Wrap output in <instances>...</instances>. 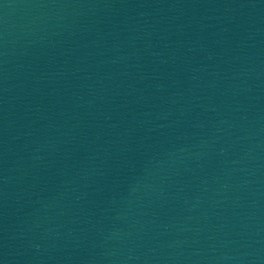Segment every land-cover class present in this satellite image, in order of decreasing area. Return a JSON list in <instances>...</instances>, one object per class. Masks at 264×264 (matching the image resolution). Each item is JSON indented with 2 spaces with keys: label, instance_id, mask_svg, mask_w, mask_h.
<instances>
[{
  "label": "water",
  "instance_id": "95a60500",
  "mask_svg": "<svg viewBox=\"0 0 264 264\" xmlns=\"http://www.w3.org/2000/svg\"><path fill=\"white\" fill-rule=\"evenodd\" d=\"M0 264H264V0H0Z\"/></svg>",
  "mask_w": 264,
  "mask_h": 264
}]
</instances>
